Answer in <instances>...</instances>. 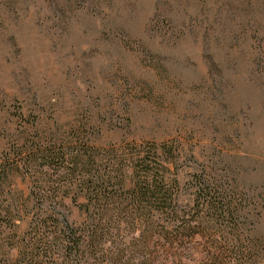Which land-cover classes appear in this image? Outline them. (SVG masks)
Here are the masks:
<instances>
[{
    "label": "rangeland",
    "instance_id": "1",
    "mask_svg": "<svg viewBox=\"0 0 264 264\" xmlns=\"http://www.w3.org/2000/svg\"><path fill=\"white\" fill-rule=\"evenodd\" d=\"M72 139L111 158L131 139L177 146L167 175L180 178L183 214L193 176L210 173L239 195V216L207 215L218 237L176 243L182 263L249 247L237 263L264 264V0H110L27 9L0 25V164L40 140ZM63 172L15 168L12 187L27 198L35 177L61 184ZM70 191L51 207L80 221Z\"/></svg>",
    "mask_w": 264,
    "mask_h": 264
},
{
    "label": "trees",
    "instance_id": "2",
    "mask_svg": "<svg viewBox=\"0 0 264 264\" xmlns=\"http://www.w3.org/2000/svg\"><path fill=\"white\" fill-rule=\"evenodd\" d=\"M109 2L0 0V25L27 9L63 11L96 8ZM53 144L47 147L40 140L25 146L16 162L0 164V264H183L176 243L218 237L224 232L213 227L207 215L214 214L223 222L239 216L236 186L210 173L193 176L190 210L182 213L180 178L167 175L170 164L178 160L177 146L131 139L125 146H115L111 158L89 139ZM20 167L35 174L41 167H61L66 183L39 184L35 177L32 195L24 198L11 183L13 170ZM64 188L71 190L69 194L73 192L82 220H71L51 207ZM25 208L30 213L20 215ZM235 254L216 264H239L236 260L243 255L252 257L249 247Z\"/></svg>",
    "mask_w": 264,
    "mask_h": 264
}]
</instances>
